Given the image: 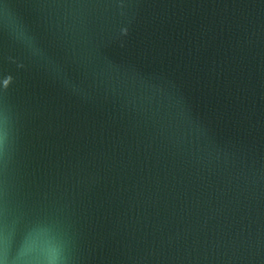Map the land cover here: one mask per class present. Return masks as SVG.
Wrapping results in <instances>:
<instances>
[{
	"label": "water",
	"instance_id": "95a60500",
	"mask_svg": "<svg viewBox=\"0 0 264 264\" xmlns=\"http://www.w3.org/2000/svg\"><path fill=\"white\" fill-rule=\"evenodd\" d=\"M49 256L264 264V0H0V259Z\"/></svg>",
	"mask_w": 264,
	"mask_h": 264
},
{
	"label": "clouds",
	"instance_id": "9594fccd",
	"mask_svg": "<svg viewBox=\"0 0 264 264\" xmlns=\"http://www.w3.org/2000/svg\"><path fill=\"white\" fill-rule=\"evenodd\" d=\"M32 241H29L27 244V250H30ZM4 264V262H3ZM45 264H55L54 256H49V258L45 261Z\"/></svg>",
	"mask_w": 264,
	"mask_h": 264
},
{
	"label": "snow or ice",
	"instance_id": "6c2138e0",
	"mask_svg": "<svg viewBox=\"0 0 264 264\" xmlns=\"http://www.w3.org/2000/svg\"><path fill=\"white\" fill-rule=\"evenodd\" d=\"M0 264H3V260L2 259H0Z\"/></svg>",
	"mask_w": 264,
	"mask_h": 264
}]
</instances>
